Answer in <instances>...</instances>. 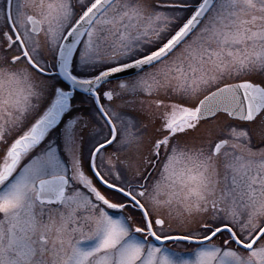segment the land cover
Instances as JSON below:
<instances>
[{"label": "snow or ice", "instance_id": "6c2138e0", "mask_svg": "<svg viewBox=\"0 0 264 264\" xmlns=\"http://www.w3.org/2000/svg\"><path fill=\"white\" fill-rule=\"evenodd\" d=\"M0 264H264V0H0Z\"/></svg>", "mask_w": 264, "mask_h": 264}, {"label": "rangeland", "instance_id": "374dc122", "mask_svg": "<svg viewBox=\"0 0 264 264\" xmlns=\"http://www.w3.org/2000/svg\"><path fill=\"white\" fill-rule=\"evenodd\" d=\"M246 78H252V79H254V80H256L257 82L259 81V79H260V76H259V74H251V77H246ZM116 82H113V84H115ZM129 111H131V110H129ZM89 131H90V129H89ZM172 247H177V245L176 244H172L171 245Z\"/></svg>", "mask_w": 264, "mask_h": 264}, {"label": "flooded vegetation", "instance_id": "af4514ba", "mask_svg": "<svg viewBox=\"0 0 264 264\" xmlns=\"http://www.w3.org/2000/svg\"><path fill=\"white\" fill-rule=\"evenodd\" d=\"M113 82H116V81H115V80H113V81H112V83H113Z\"/></svg>", "mask_w": 264, "mask_h": 264}]
</instances>
